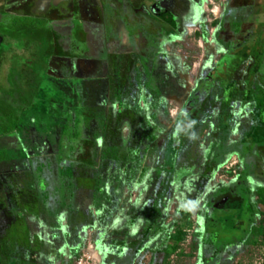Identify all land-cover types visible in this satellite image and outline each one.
<instances>
[{
    "label": "rangeland",
    "instance_id": "obj_1",
    "mask_svg": "<svg viewBox=\"0 0 264 264\" xmlns=\"http://www.w3.org/2000/svg\"><path fill=\"white\" fill-rule=\"evenodd\" d=\"M198 1L193 20L178 36L161 43L153 70L155 86H145L142 73L118 64L116 56L94 68L92 89L97 96L90 108L97 130L88 139L94 154L91 160L84 155L76 162L73 185L53 169L50 176L39 177V190L30 156L28 180L14 183L22 191L13 195V203H7L0 187L6 221H0V264H264V146H258L264 143V124L251 102L254 89L264 85L258 86L256 76L250 79L243 70L235 76L237 86H219L238 92L248 88V100L234 107L237 121L219 163L214 165L212 117L189 132L171 171L163 165L165 142L182 104L199 73L212 68L221 54L212 35L226 0ZM246 45L249 53L257 48L255 54L260 55L264 41L252 37ZM45 50L34 39L24 45L15 34L4 38L0 98L7 106L11 96L32 105L37 96L53 94L40 61ZM93 53L99 59L97 51ZM220 94L213 88L211 100ZM13 116L11 123L26 118L17 112ZM32 117L29 112L28 136L42 125L32 123ZM236 142H245L250 149L246 155L254 162L245 179L254 219L241 241L204 253L203 246L211 243L205 235V205L245 167Z\"/></svg>",
    "mask_w": 264,
    "mask_h": 264
},
{
    "label": "flooded vegetation",
    "instance_id": "obj_2",
    "mask_svg": "<svg viewBox=\"0 0 264 264\" xmlns=\"http://www.w3.org/2000/svg\"><path fill=\"white\" fill-rule=\"evenodd\" d=\"M197 4L198 0H0V46L5 37L13 34L24 45L29 44V39L44 44L46 50L40 61L45 80L53 88L52 95L37 96L32 105L21 97L11 96L7 106L0 98V187L6 192L7 203H13V195L22 191L14 183L18 179L28 180L30 156L36 163L39 190L43 189L39 177L43 173L50 176L53 169L60 176L61 167L66 166L76 179V162L81 163L84 155L91 160L94 154L88 140L97 130L90 108L93 95L97 96L92 89L94 68L116 56L118 64L142 73L145 86H155L153 70L159 63L161 43L181 33L187 22L193 20ZM252 37L264 41V0H226L212 35L221 54L212 68L199 73L194 90L170 128L163 152L166 171L173 168V151L178 155L189 132L209 118L215 121L212 132L217 140L215 153L223 140L227 146L237 121L234 107L248 99L226 98L235 87L227 91L219 86H237V74L243 70L250 74L253 60L246 43ZM94 51L99 59L93 57ZM2 60L0 52V63ZM248 60L250 64L243 69ZM216 87L221 94L212 101L210 93ZM256 109L259 121L264 124V112ZM222 110L226 118L224 130L219 131ZM13 112L26 118L11 123ZM29 112L32 123L41 122L43 126L37 125L34 136L26 132ZM244 143H234L244 169L233 184L218 188L205 205V235L211 237V243L203 246L205 252L227 249L241 241L254 219V202L245 182L254 162L242 154ZM44 201L41 198L42 204ZM0 221L6 222L2 209Z\"/></svg>",
    "mask_w": 264,
    "mask_h": 264
},
{
    "label": "trees",
    "instance_id": "obj_3",
    "mask_svg": "<svg viewBox=\"0 0 264 264\" xmlns=\"http://www.w3.org/2000/svg\"><path fill=\"white\" fill-rule=\"evenodd\" d=\"M256 51H257V48H255V50L252 51V54L250 53L252 60H254V64L252 66L249 77L251 79L252 77L256 76L255 81L259 82L258 86H262V85H264V46H263V49H262V52L260 55L255 54ZM259 67L262 70V73L258 71V70H260ZM247 89L248 88L246 87V89L241 91V92H238L236 89H234L230 96L226 95V98L235 99V100L247 99V93H248ZM256 89H254V94H252V100H256L255 106L257 108H259L260 110H262V112H264V101H262L264 99V86H262V88H260L259 90L258 89L256 90ZM257 91H259V93H257ZM256 93H257V95H256ZM225 115H226L225 112L222 110L220 117H219V131L224 130L223 126L225 124L224 123L225 122L224 118H226ZM249 150H250L249 147H243L242 154L246 155ZM225 152H226V147H225V142L223 140L222 142H220L219 149L215 153L214 165L219 163V161L221 160V158ZM176 156L177 155H176L175 151H173V153L171 154V163L173 165H174V159ZM63 168H65V169L63 170L64 173L60 172L61 178L68 181V183L70 185H71V183L73 185L72 181H74V179H75L74 173L72 172V170H70L66 166H64ZM67 171L69 173H66ZM62 183H63V181H62ZM69 197H70L69 199L71 201L73 199V193L72 192L70 193ZM204 253H206V252H204Z\"/></svg>",
    "mask_w": 264,
    "mask_h": 264
},
{
    "label": "crops",
    "instance_id": "obj_4",
    "mask_svg": "<svg viewBox=\"0 0 264 264\" xmlns=\"http://www.w3.org/2000/svg\"><path fill=\"white\" fill-rule=\"evenodd\" d=\"M98 259V258H97Z\"/></svg>",
    "mask_w": 264,
    "mask_h": 264
}]
</instances>
